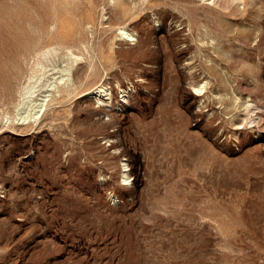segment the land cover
Here are the masks:
<instances>
[{
	"label": "rangeland",
	"instance_id": "rangeland-1",
	"mask_svg": "<svg viewBox=\"0 0 264 264\" xmlns=\"http://www.w3.org/2000/svg\"><path fill=\"white\" fill-rule=\"evenodd\" d=\"M0 264H264V0H0Z\"/></svg>",
	"mask_w": 264,
	"mask_h": 264
},
{
	"label": "bare ground",
	"instance_id": "bare-ground-1",
	"mask_svg": "<svg viewBox=\"0 0 264 264\" xmlns=\"http://www.w3.org/2000/svg\"><path fill=\"white\" fill-rule=\"evenodd\" d=\"M120 36L122 38H134V34L127 32L125 29L121 31ZM127 41H130L127 39ZM74 44H76L74 42ZM77 45V44H76ZM77 47V46H76ZM44 52V51H43ZM46 57L48 56V50L46 53H43ZM74 55L73 52H70V56ZM80 57L75 55V59L70 65L67 67L62 68L59 70V73H70L71 69L73 68V64L78 62ZM48 61V59H47ZM69 62V61H68ZM36 67H38V71L41 72L37 75L36 70L33 71V76L30 77V80L37 77V80L33 83H29L20 93V99L14 106V113L12 116H7V121H15L18 125L30 127L33 125H37L39 121L42 119L44 114L46 113V109L49 103V95H48V88L54 86V82L48 76V65L43 62L39 61L36 63ZM54 69H56L54 67ZM66 74H62L60 77L61 81H64ZM205 86L200 87L198 90L203 91ZM43 89L46 91L43 92ZM110 95V89L108 87L102 86L99 91H97L96 95ZM125 97V96H123ZM128 178L125 177L124 181Z\"/></svg>",
	"mask_w": 264,
	"mask_h": 264
}]
</instances>
